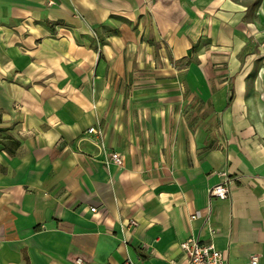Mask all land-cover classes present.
Here are the masks:
<instances>
[{
  "label": "crops",
  "instance_id": "crops-1",
  "mask_svg": "<svg viewBox=\"0 0 264 264\" xmlns=\"http://www.w3.org/2000/svg\"><path fill=\"white\" fill-rule=\"evenodd\" d=\"M188 237L264 264V0H0V264H185Z\"/></svg>",
  "mask_w": 264,
  "mask_h": 264
},
{
  "label": "built area",
  "instance_id": "built-area-1",
  "mask_svg": "<svg viewBox=\"0 0 264 264\" xmlns=\"http://www.w3.org/2000/svg\"><path fill=\"white\" fill-rule=\"evenodd\" d=\"M88 134L91 135L92 142L100 148L102 151V162L105 166L114 164L117 167L123 165V159L118 153L110 152L106 153L104 145L102 143V131L91 127L88 129ZM220 182L213 185L207 190V207L205 213V219L208 220L210 217L211 203L213 200H227L229 198L230 189L229 184L230 178L226 173H219ZM92 212H95V208H91ZM199 211L195 212L190 216L191 220L201 218ZM137 227V221L131 219L126 223L124 230L129 231ZM210 236L216 233L213 228L209 229ZM180 249L184 254L185 264H226L225 255L218 251L212 242H202L200 239L195 237H188L185 241L180 243ZM258 257L252 256L250 258V264H257ZM79 263V260L77 261ZM123 264H133L130 261H125Z\"/></svg>",
  "mask_w": 264,
  "mask_h": 264
},
{
  "label": "rangeland",
  "instance_id": "rangeland-1",
  "mask_svg": "<svg viewBox=\"0 0 264 264\" xmlns=\"http://www.w3.org/2000/svg\"><path fill=\"white\" fill-rule=\"evenodd\" d=\"M253 78L251 77L249 79L250 82H252ZM184 102L186 103L185 106V123L186 127L188 125V128L192 130L193 132L198 131L199 134L201 133H207L208 131V116L210 115L211 119L213 120L211 124L209 125L210 130L212 128H215L216 134L220 133V121H219V115H211V107L209 106V103L207 101H203L197 94L194 92H190L187 89L184 91ZM213 117V118H212ZM213 130V129H212ZM220 135V134H219ZM202 137V134H201ZM207 139V138H205ZM204 148L207 145V141L204 142ZM217 147L218 141L215 143ZM212 146H210L211 148Z\"/></svg>",
  "mask_w": 264,
  "mask_h": 264
}]
</instances>
